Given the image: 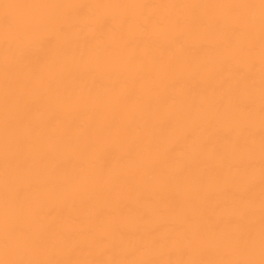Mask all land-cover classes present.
<instances>
[{
    "label": "bare ground",
    "instance_id": "6f19581e",
    "mask_svg": "<svg viewBox=\"0 0 264 264\" xmlns=\"http://www.w3.org/2000/svg\"><path fill=\"white\" fill-rule=\"evenodd\" d=\"M0 264H264V0H0Z\"/></svg>",
    "mask_w": 264,
    "mask_h": 264
}]
</instances>
